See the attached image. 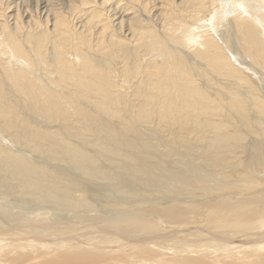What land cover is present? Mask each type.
Segmentation results:
<instances>
[{
  "label": "bare ground",
  "instance_id": "obj_1",
  "mask_svg": "<svg viewBox=\"0 0 264 264\" xmlns=\"http://www.w3.org/2000/svg\"><path fill=\"white\" fill-rule=\"evenodd\" d=\"M230 1L236 3L238 6H242V0H230ZM219 5H221L220 0H0V42H2V44L6 46L5 51H0V129L2 128L3 130H5V128L8 127L10 130H12L15 127L17 128L22 127L26 132L25 134L24 133L19 135H16V133L15 134L12 133V134L16 135V137L17 136L23 137L25 139V142L21 144L22 146L24 145L23 147H27L31 151L39 154L41 153L40 143L44 145H46V143L47 145H49L50 143L57 144L60 146V149L58 151L61 152L62 150L64 155L66 154L67 156L69 155L68 157L72 158L73 161L77 162V164L79 163L89 164L91 158L90 159L87 158V156H85V154L82 151H80V149H77V147L72 146L67 141L69 139L65 135H63L62 133H55L53 127L44 128L43 124L42 127H39V125L37 124L38 120L36 119H40V121H42V118L44 116H47L53 118L50 124H53V122H55L57 127L61 124L66 125L71 129L72 127H76L77 129L82 127V129L85 128L86 130H88V132L95 134V138L99 136L100 139L102 138L113 144L115 142L119 146L120 144H122L127 146L129 149L134 148L133 144L123 141L122 137H120V141L119 140L117 141V137H116L117 134L114 130L115 128H112V130L108 128L111 132L106 131L101 124H98L97 120H87L84 121L82 125L80 121L77 122V124L72 123L73 122L72 115L68 114L66 111L60 108L58 102L55 99H53L51 93L46 92L44 90L43 84L36 79H32V77H30L27 73H25V71L27 72L28 69H31L28 66L30 64V55L28 52V47L30 45H32L36 49L35 55L38 62L43 63L50 59H56L54 63L50 60L48 64L44 66L45 71H41L42 75L45 78L48 77L53 78L55 75H57V78L60 80L61 75H66L69 77L74 87H78L81 90L82 88H84L87 92H94L99 94V101H102L105 97H107L111 102L115 101V98L112 96L113 95L112 90L110 88L111 86L114 87L115 83H114V79L110 76V74L108 72H102L100 66H98L95 63L96 57H102L106 59L111 55H120L121 57H126V58L129 55L138 56V59L141 62L140 67L137 61L134 59L132 60L131 63L126 64V73L133 72L132 78H134V81H136V84H134L133 86V93L136 96L141 95L142 98L148 102V105L150 106L149 110L151 113L156 115L161 120H165L168 117H173V120L169 122L168 125H174V119H176V121L180 123H185L187 121H192V122L196 121L197 125H202L203 123L210 122L211 124L209 125H211L213 128H219V129L222 128V124L219 123L220 115L224 117L225 116L224 113H226L228 116L230 106L234 108H237L239 106L240 108L242 105L240 103L241 96L234 95L233 96L234 99L232 101L227 99L223 103V106H221V102L216 97H213L210 94V92H208L204 87L198 85V80L194 76V73L192 72L190 65L185 61L176 58L174 56V51L172 56L171 53L164 48L165 41H173L175 43L182 44V40L181 38H179V35H181V33L184 31L187 32L200 19L203 22V19H206L209 16V14H211V10L215 6H218V8H222V6ZM214 18L215 16L213 17V20L211 17V19L210 20L207 19V21L214 22L215 21ZM230 21H231V25L229 26H231V30L236 35H241L240 37L245 43V47L248 48V52H250L251 54V57L253 59L252 61H254L256 65L264 67V38L260 35L261 30H263L264 28L262 22L264 21V13H252V12L243 13V11L239 10L237 14L232 16V19ZM208 29L206 30L208 31ZM196 36L197 37L199 36L198 37L199 41L195 43V45L191 50V53L193 52L196 58H198L200 61H203L206 66H209L211 68H219V71L217 73H220L222 77L224 76V79L226 76H228L229 78L233 79L236 82L239 81L246 83L247 79L245 74L243 75L242 72L238 69V67H236V65L233 64L232 61L233 59L231 60L227 51L222 50L216 43L213 42L209 34L202 33V34H197ZM10 50L12 52L9 55ZM69 53H71L73 56L80 57V62L77 63L76 65H74L71 62H68L66 59L69 58L68 55ZM145 55H148V58H145L144 57ZM11 62H17L18 65H16L17 67L14 68L15 70L11 66L10 64ZM122 63L124 62H121V64ZM244 72L245 70L243 71V73ZM215 77L217 78V76ZM214 82H220V79ZM233 84L235 85L236 83ZM208 89L209 91L211 90V88ZM18 94L22 95L23 100L16 102L15 100L17 99ZM252 96L255 99L256 104L262 105L258 103V100L260 99L264 101V96L259 94L257 95L256 93H254V95ZM89 101H91V99ZM67 102L70 104L72 108L73 107L77 108L78 106L77 102L74 100L73 97H71V95L68 96ZM28 103H30L33 107V109H31L32 110L31 113L32 112L37 113V115L35 116L36 119L34 120L27 119L25 115L26 113L28 114L26 109ZM227 105H229V107ZM208 108L210 109L207 110ZM24 109H26V113ZM211 111H214L215 113ZM138 115L140 117H145L147 115V109L145 105L139 107ZM176 131L178 132V130ZM17 132H19V130ZM75 132L74 133L76 135H72V136L79 137L77 136L78 135L77 131ZM261 132H264V129L261 130ZM118 133H120V131H118ZM60 135H63L65 138L61 137ZM82 137H85V135ZM223 138L224 135H218L216 142L217 147L219 146V143L221 144V141L223 142ZM188 139H189V135H188ZM84 141L86 142L85 139ZM1 145H4V143L1 142ZM105 146L106 145L104 144L102 148L103 147L105 148ZM1 147H0V160L2 161L4 160L6 166L9 169L11 168V170L17 171L18 175L19 173L20 175L24 173L25 175L27 174L35 175L37 179L27 176H25L27 177L25 179V177L23 176L24 177V179L22 178L23 181L24 180L27 181V182L24 181L26 187L24 185L23 186L25 187V190L26 189L30 190L29 194L32 197L36 196L35 192L40 194L44 188L41 187L38 192L34 190L38 186H34V185H39V187L41 186L40 181L44 179L43 178L44 173H47L48 169L45 171V169L43 168L44 166L41 167V165L40 166L36 165V163L33 164L32 161H30V159L27 160L23 158L19 153L16 152L12 153L13 150L11 151L8 146H7L8 148H6V146H1ZM174 147H176L177 150H179L180 148V147L177 148L178 146H174ZM222 147H223L222 151H226V150L234 151L235 149L239 148V147H235V145H233L232 147H225V146ZM108 149L109 148H107V150ZM104 150L102 151L104 152ZM106 152L113 154L116 153L115 151H111V150H108ZM115 155L116 154H114V156L111 157L116 158L117 155L116 157ZM88 156L91 157V155ZM92 156H94V154ZM46 157L49 158L48 156ZM98 157H95V159L96 160L100 159ZM126 157L130 161L134 160L132 154L127 155ZM144 157L145 159L142 160L144 167L146 166L147 170L154 172L155 170L152 169L149 164L150 161L148 160L149 158L146 159L147 157L146 156ZM186 157L188 158V156ZM64 158L61 159L62 161L60 160L61 163L65 161ZM165 158L167 160L168 157ZM171 159L172 158H170V160ZM73 161L71 162L69 160V162H71L72 164ZM162 172L164 174L165 171ZM13 174H15V176L17 177L16 173ZM57 174H59V172ZM165 174L167 173L165 172ZM60 176L63 175L60 174ZM5 177L7 176L5 175ZM46 178H48L49 180V177L45 176V179ZM59 179L60 178L57 177V181H59ZM51 180L52 179H50V181ZM62 182L60 181V184ZM64 182L66 183V181ZM31 190H33L34 193L31 192ZM78 192L82 196V193L80 191ZM258 193L256 192L255 196H253L252 199L247 200L245 198L243 199L239 198L237 201L235 200L236 203L235 205H233V207L236 208L238 211L240 209V211H244V212H237L236 210V212L234 213H238V214H234V215L225 214L227 218L221 217L217 219L215 218V214L217 215L219 212H223V210L225 209L232 208V204L230 205L231 207L227 206L228 203H231V200L227 201L229 198H219L223 202L216 203L215 206H213V204L212 206H210L212 207V210L214 209L215 211V213L214 212L212 213L213 214L212 217H214V221H216L214 222L215 226L209 229V231H211L212 234L208 232V230L203 231L199 228L200 230H198L197 237H195V239L188 238V242L183 240L185 245L176 247L178 245L177 244V245H172V247L169 248V250L170 251L172 250L174 254H182L181 256H175L174 254L171 253L170 254L165 253L169 256L167 255L165 256L163 254L164 256L162 255L163 257H161L162 263L160 264H264V244L261 243L262 241H264V239L260 240V238H256L254 240V243H252V245H246V246L244 245L243 240H240L245 236V235L242 236L240 235L251 228L253 230L256 229L258 232L259 231L258 227H260L261 224L262 225L261 228L264 229V221H261V219H259L258 217L256 218V216H258L259 214L258 211L260 209L259 210L257 209L258 210L257 211L258 214H257L255 207L262 201L261 198L256 197ZM37 197L40 196L38 195ZM41 198H8L6 195L0 194V264H147V262L150 261L149 259L154 258V256L152 255L154 251L151 253L150 249L139 246L136 247V245L133 244V242L135 243L139 242L136 241L139 239H141L140 240L141 242H145V243L147 242L143 241L144 239L142 237H138L136 239L130 238L131 233H133L132 229L121 232L120 234H122V236H120L119 239L118 238L116 239V235H113V237H111L112 235H109L110 231L109 229H107L108 227L101 228L98 231L89 230L84 234H82L81 232L79 233L80 230H78V228L74 229L73 227L72 229L71 227V229L67 230L68 232L66 230H65L66 232L64 231L66 233L64 235L63 234L64 232L56 233L46 228L38 229L39 226L43 224H47L51 220L43 219L41 217V219L37 218L38 220L36 221L32 217L33 219L28 218V220L23 221L24 216L27 217L28 213L26 216L25 215L26 213H23L22 211L28 210L30 206H28L27 209L22 208L23 210L18 211L19 213H15L17 211L15 212L13 211V209H15L14 205H13V209L11 207L10 208L8 206L3 207L1 205L8 203L11 204V202L17 200L19 202L21 199H25L24 201H26L27 203L29 202L31 203V201H33V203L35 202V205L37 206L36 203H40L41 200L38 199ZM116 199L114 201H117ZM48 200H46L47 203L49 205L50 204L53 205L54 203L53 200L49 202ZM125 200H127V198H125ZM180 201L181 200H179V202ZM188 201L189 200H187V202ZM18 202L17 204L19 206ZM64 202L62 204H64ZM121 202L124 201L122 200ZM140 202L137 203L141 204ZM183 202L184 201H182V204ZM206 202L202 203L201 201V202H196L195 204L194 201V204L190 205L191 207H189L188 204H187L188 207H186L185 205V207H183L185 215L183 216H180L178 214H172L173 208H171L172 207L171 206L170 211L165 218L166 223L167 224L177 223L179 225L180 223H183L182 225H186L184 224L185 221L188 222L189 216L193 214L192 211L194 210V208L192 207L194 206H200V208H205V206L208 207L207 205L208 203ZM255 202H258V204L255 205ZM65 203L66 204L64 205H68V202ZM82 203H84V201H82ZM115 203L116 202H114V204ZM135 203L131 202L132 205H134ZM21 204L23 205L24 202H22ZM121 204L123 206V203ZM54 205L56 204L54 203ZM54 205L53 207H55ZM173 205H174V209H176L175 204ZM69 206L71 207V205ZM74 206L72 205V207ZM182 206L178 208H181ZM61 207L59 206V208ZM85 207L86 209H83L82 210L83 212L87 211V206ZM135 207L136 206H134V209ZM16 208H18L19 210V207ZM47 208L49 207H46V209ZM65 208H67L71 213L72 212L76 213V210L74 211V209L77 208L76 206L75 208H70V209L68 208V206L66 207L63 206L61 208V213H63L62 211ZM128 208L129 207H127L126 209ZM178 208L176 210H178ZM247 208H249V210H247ZM41 209L43 210V208H40V211H42ZM123 209L125 210V207ZM195 210L197 209L195 208ZM202 211L203 210H201V212ZM209 211H211V209ZM98 213L100 212L98 211ZM40 214H43V212ZM66 214L67 213H65V215ZM146 215L147 214L144 213V211L142 212L136 210V212L133 213L122 212V213H117V215L107 214V216L105 215L106 217L103 218L105 220L104 221L102 219L101 220L104 223H112L117 221V225L118 223H120V225L122 224V226L123 225L126 226L129 225V223L134 224L135 221H139L140 224ZM57 216L58 215H55V217H53L52 220L53 221L57 220L58 218ZM96 218L98 217L96 216ZM181 218H186V219L181 220ZM221 221L227 223V226L222 228L220 226ZM66 222H64L63 227H66L68 224L71 225L70 223H73L75 221L69 220ZM146 223H148V221H146ZM146 223L143 221L140 230L142 231V234L146 235V237L147 236L150 237V235L153 233L152 232L153 228L152 230L149 229L148 231H143L146 229L145 227L148 226ZM33 224H35L34 226L36 227H34ZM59 224H61V222H59ZM191 224H193V222H191ZM208 224H212V223H209L208 221ZM74 230H76V234L71 235L73 234ZM169 231L170 232H161V234L163 235V237L166 236L170 237L172 239V243L174 241L178 242L179 239H181L182 237L184 238V235L186 236L188 233L187 229L185 231L184 228L183 230L171 229ZM201 232L205 233V235L202 234ZM175 233L177 235L179 233L178 238L174 237ZM58 234H63V236L57 237ZM188 236H190L189 233ZM154 237L156 238L155 235L154 236L152 235V237H150V241L152 240L151 238ZM155 238L152 241H154V243L157 244V242L160 240V238H162V236L156 239ZM244 238H246V236ZM162 242L164 243V241ZM162 242L159 245H161ZM129 243H131V245ZM167 243L170 242L167 241ZM125 244L127 245L129 244V246H127L126 249L124 248L123 250L119 251L118 248L123 247ZM243 246L247 250L243 253L241 252L243 254L241 255V257H237L240 256L238 252H237L238 253L237 256L235 255V253L234 254L230 253V251L232 252L234 248L235 249L240 247L243 248ZM102 249L104 250L108 249V251H103L104 253H101L102 251H98ZM239 250H241V248ZM157 254L158 253H156V255ZM139 259H141V262ZM150 263L151 262H149V264ZM153 263L154 262L152 259L151 264Z\"/></svg>",
  "mask_w": 264,
  "mask_h": 264
},
{
  "label": "rangeland",
  "instance_id": "obj_2",
  "mask_svg": "<svg viewBox=\"0 0 264 264\" xmlns=\"http://www.w3.org/2000/svg\"><path fill=\"white\" fill-rule=\"evenodd\" d=\"M220 1H221V5L219 6H222V8H218V6H215L216 8L215 7L212 8L211 14H209V16L206 19H203V22L200 19L187 32L184 31L181 33V35H179V38H181L182 40V44L175 43L173 41H165L164 44V48L168 50L172 56L174 51V56L176 58L183 60L190 65L192 72L194 73V76L198 80V85L204 87L208 92H210V94L213 97H216L221 102V106H223V103L227 99L232 101L234 99L233 97L234 95L241 96L240 103L242 105L240 108L239 106L237 108L230 106L228 116L226 113H224L225 115L224 117L220 115L219 123L222 124V128L220 129L213 128L211 125H209L211 124L210 122L203 123L202 125H197L196 121L195 122L187 121L185 123H180L176 121V119H174V125H168L169 122L173 120V117H168L165 120H161L156 115L151 113L149 110L150 106L148 105V102L145 101L141 95L136 96L133 93V86L134 84H136V81H134V78H132L133 72L126 73V64L131 63L132 60L134 59L137 61L140 67L141 62L139 61L138 56L129 55L126 58V57H121L120 55H111L106 59L102 57H96L95 63L98 66H100L102 72H108L110 76L114 79V83H115L114 87L113 86L110 87L113 94L112 96L115 98V101L111 102L107 97H105L102 101H99V94L94 92H87L84 88H82L81 90L78 87H74L71 83V80L66 75H61L60 80L57 78V75H55L53 78H49V77L45 78L42 75L41 71H45L44 66L47 65L50 60L54 63L56 59H50L43 63L38 62L35 55L36 49L32 45H30L28 47V52L30 55V64L28 66L31 69H28V71L27 72L25 71V73H27L30 77H32V79H36L43 84L44 90L46 92L51 93L53 99H55L58 102L60 108L66 111L68 114L72 115V120H73L72 123L77 124V122L80 121L82 125L84 121L97 120L98 124H101L106 131L111 132L108 128H110L111 130L112 128H115L114 130L117 134L116 135L117 141L118 140L120 141V137H122L123 141L133 144L134 148L129 149L127 146L122 144H120L119 146L115 142L113 144L102 138L100 139L99 136L95 138V134L88 132V130H86L85 128L82 129V127L78 129L76 127H72L71 129L70 127H67L66 125H62V124L57 127L55 122H53V124H50L53 118L47 116H44L42 118V121H40V119L35 118V116L37 115L36 112L31 113L32 111L31 109H33V107L30 103H28L26 109L29 115L26 113V109H24L27 119L38 120V123L37 121L36 123L39 125V127H42L43 125L44 128L53 127L55 133H62L63 135H65L69 139L67 141L72 146L77 147V149H80V151H82L85 154V156H87V158L89 159L91 158V159L89 161V164L87 163L77 164V162L73 161L72 158L68 157L69 155L68 156L67 154L64 155L62 150L61 152L58 151L60 149V146L53 143L50 144L48 143L49 145H47V143L46 145L40 143L41 153L39 154L35 153L30 149H28L27 147H23L24 145L23 146L21 145L25 142V139L23 137H18V136L16 137V135L26 133L22 127H20L22 131L20 128L17 127L13 128L12 129L13 131L10 130L8 127H6L5 130L1 128L0 140L2 143H4V145H1L0 142L1 146H6V148L9 147L11 151L13 150L12 153L15 152L19 153L23 158L27 160L30 159V161H32L33 164L36 163V165L39 166L41 165V167L44 166L43 168L45 169V171L48 169L47 170L48 176L47 173H44V177H43L44 179L40 181L41 186L39 187V185H34L39 187V188L38 187L35 188L34 189L35 191L39 192L41 187L46 190L43 189L40 194L35 192L36 196L32 197L29 194L30 190L28 189L25 190L26 185L24 184V181L26 180L23 181V179L25 176L36 178L35 175L29 174L30 175L29 176L28 174L25 175V173L20 175L19 173L20 175L19 176L17 174V171L11 170V168L9 169L6 166L4 160L3 161L0 160V167H1L0 174L2 173L0 175V194L6 195L8 198H41L42 197L41 199H38L42 201V203L40 201L41 205L40 203H36L39 209L35 205V202L33 203V201H31V203L30 202L27 203L26 201H24L25 199L20 200L21 203L24 202L23 205L20 203V201L18 202V200L11 202V204L8 203L1 205L3 207L4 206L5 207L8 206L9 208L11 207L12 209L14 205L15 209H13V211L14 212L17 211L15 213H19L18 211L27 209V207L30 206L29 208L30 209L32 208L33 209V210L31 209L32 211L29 208H28L29 211L28 210L22 211L23 213H26L25 214L26 216L28 213L27 217L24 216L23 221L28 220V218L31 219L32 217L36 221L38 219H41V217L43 219L51 220L49 223L39 226L38 229L46 228L56 233H61L64 232L65 230L67 231L71 229V227L72 229L73 227L74 229L78 228V230H80L79 233L81 232L82 234L88 232L89 230L98 231L101 228L108 227L107 229H109L110 231L109 235H112L111 237H113V235H116V239L117 238L119 239V237L122 236V234H120L121 232L132 229L133 233H131L130 238L136 239L138 237H142L144 239L143 241L147 242V243L141 242L140 241L141 239H139L136 240L139 241L136 242L137 244L135 242H133V244L136 245V247L139 246L150 249L151 253L154 251L152 255L154 256L155 259L151 258L149 259L150 261L147 260L152 263V259H153L154 262L153 264L162 263L161 257H163L164 255L166 256L167 254L165 253L174 254L172 250L171 251L169 250V248H171L172 245L178 244L176 246L178 247L181 245H185L184 241L188 242V238L195 239V237H197L198 230L200 229L203 231L208 230V232L212 234V232L209 231V229L215 226L214 222L216 221H214V217H212L213 215L212 213L213 212L215 213V211L214 209L212 210V207L210 206H212V204L213 206H215L216 203L223 202L219 198H229L227 201L231 200V203H228L227 206L231 207L230 205L232 204V208L225 209L223 210V212H219L218 214L220 215L215 214V218L217 219L221 217L227 218L226 216L227 214L229 215L238 214V213H234L236 212L237 209L233 207L236 201L239 198L242 199L245 198L247 200L252 199L253 196H255V193L259 192L256 197L261 198L262 201L260 202L261 204L255 202V205L258 204L257 205L258 207L257 206L255 207L256 212L260 209L258 211L260 215L257 212L258 216H256V218L258 217L259 219H261V221H264V212H263L264 210V204H263L264 203L263 202L264 201L263 200L264 198V132H261V130L264 129V127H262L264 126V101L259 99L258 103L262 104L263 106L258 105L255 103V99L252 96L254 95V93H256L257 95L259 94L264 96V67L256 65L254 61H252L253 59L251 57V54L250 52H248V48L245 47V43L240 37L241 35H236L231 30V26H229L231 25L230 20L232 19V16L237 14L239 10L243 11V13H247V12L264 13V0H242V6H238L236 3L231 2L230 0H220ZM214 16H215L214 22L207 21V19L210 20L211 17L213 20ZM262 22L264 27V21ZM206 29H208V31ZM202 33L209 34L214 43H216L222 50L227 51L231 60L233 59L232 60L233 64H235L236 67H238V69L242 72L243 75L245 74L247 79L246 83L237 81L239 83L238 84L236 81L229 78L228 76H226L224 79V76L222 77L220 73H217L219 71V68H211L209 66H206L203 61H200L198 58L194 56L193 52L191 53L193 46L195 45V43L199 41L198 39L199 36L197 37L196 35ZM260 35L264 38V28L263 30H261ZM5 50H6V46L3 45L2 42H0V51H5ZM11 52L12 51L10 50L9 55L11 54ZM68 55L69 58L66 59L68 62H71L74 65L80 62V57L73 56L71 53H69ZM144 57L148 58V55H145ZM121 62L124 63L121 64ZM10 64L13 67V69L17 67L16 65H18L17 62H11ZM244 70L245 72L243 73ZM213 76L214 77L217 76V78L215 77L216 78L215 79ZM218 79H220V82H214V81H218ZM233 83L236 84L234 85ZM213 86H216L217 88ZM208 88H211V90L209 91ZM69 95H71V97H73L74 100L77 102L78 105L77 108L76 107L72 108L70 104L67 102V98ZM90 99L91 101H89ZM22 100H23L22 95L18 94L17 99L15 101L19 102ZM142 105H145L147 109V115L145 117H140L138 115V109ZM227 106L229 107V105ZM209 109L210 108H208L207 110ZM211 112L215 113L214 111ZM14 129L17 131L19 130V132L15 131ZM176 130H178L179 134ZM75 131H77L78 134L77 136L79 137L72 136V135H76ZM118 131H120V133H118ZM12 133L14 134L16 133V135ZM63 135L60 136L65 138ZM84 135L85 137H82ZM188 135H189V139H188ZM218 135H224V138H223V142L221 141L222 145L219 143V146L217 147L216 142ZM83 138L86 140V142L84 141ZM104 144L107 146V148H109L108 150L116 152L114 153L117 155V157L115 155L116 158L111 157L114 156L113 153L106 152L108 151L106 146L105 148L103 147L106 150L102 148ZM233 145L239 148L235 149L234 151L226 150L227 153L226 151H222L223 150L222 146L232 147ZM124 146L126 147V149ZM174 146H178L177 148L180 147L179 150H177L176 147ZM102 150H104V152ZM59 152L61 153V155ZM93 154L94 156H92ZM97 154L100 157H98ZM130 154H132L134 157L133 161H130L126 157L127 155ZM88 155H91V157ZM46 156H48L49 158H47ZM65 156H67L68 158ZM144 156L147 157L146 159L149 158L148 159L150 160L149 164L151 168L155 170L154 172L147 170L146 166L144 167L142 161L145 159ZM186 156H188V158ZM95 157H98L100 159L97 158L98 160H96ZM165 157H168L167 160ZM63 158L65 160L63 161L66 164L64 162L61 163L62 161L61 159ZM170 158L172 159L170 160ZM68 159L71 162L73 161V164L69 162ZM3 162L5 165L3 164ZM162 171H165L167 174H165L164 172L165 174L164 175ZM58 172L59 174H57ZM179 172L181 175L179 174ZM13 173H16L17 177ZM60 174L63 176H60ZM5 175L7 177H5ZM54 175L56 178L54 177ZM45 176L49 177V180L48 178L45 179ZM64 176L65 177L68 176V177L65 178ZM155 176H157L158 178ZM27 177H25V179ZM57 177H59L60 179L62 177V179L61 180L59 179V181H57ZM50 179H52L53 181L52 180L50 181ZM60 181L63 184L62 183L60 184ZM64 181H66V183ZM78 191L82 193V196ZM31 192H33V190H31ZM38 195L40 197H37ZM125 198H127V200H125ZM45 199L46 200L50 199L48 200V202L53 200V202L58 206L60 212L58 211L57 206L54 205V203L53 205L55 207H53L52 204L49 205ZM115 199L117 201H114ZM202 199L204 200V202L207 201L206 203H208L207 204L208 207L206 206L205 208H200V206L192 207L194 208V210L191 209L193 210L192 211L193 214L189 216L188 222L185 221L184 224L186 225H182L183 223H180V225L177 223H172V224L170 223L171 225L166 223L165 218L168 215L171 206H172L171 208H173L172 214H178L180 216H183L185 215L183 209L185 205L186 207H188V205L189 207H191L190 205H193L194 201L195 204L196 202H201V201L202 203H204ZM122 200L124 202H121ZM179 200H181L180 201L181 203L179 202ZM187 200L189 201L187 202ZM64 201L68 202V205H64L66 204ZM82 201H84V203H82ZM113 201L116 203L114 204ZM182 201H184L183 204ZM17 202L19 203V206ZM63 202L64 204H62ZM119 202L123 203L125 210L123 209L124 207L122 206V204ZM131 202L132 203L136 202V203L132 205ZM137 202H140L141 204ZM146 202L147 203L149 202L148 203L149 207ZM81 203L83 205L86 204L84 205V208ZM173 204H175L176 209L182 205L183 206L181 208H178V210H176L174 209ZM69 205H71V207ZM72 205L73 206L75 205L77 207L76 209H74V211L76 210V213L73 212L71 213L67 208L63 209L62 211L63 213H61V208L63 206L64 207L68 206L69 209L75 208V206L72 207ZM50 206L52 209L50 208ZM59 206L62 207L59 208ZM85 206H87V211L83 212L82 210L86 209ZM134 206H136L135 209ZM16 207H19V210ZM46 207H49L47 208L49 211L46 209ZM127 207H129L131 211L129 210V208L126 209ZM40 208H43V210L41 209L42 211H40ZM195 208L197 210H195ZM208 209L209 210L211 209V211H209ZM107 210H109L111 213ZM136 210L142 212L144 211V213L147 214L143 218L140 224L139 221H135L134 224L129 223V225L126 226L123 225L124 226L123 227L122 224L120 225V223H118L117 225V221L112 223L102 222V220L103 221L105 220L103 218H105L107 214L117 215V213H122V212L133 213L136 212ZM201 210L203 211L201 212ZM247 210H249V208H247ZM64 211L65 213H67L66 214L67 218ZM98 211L100 213H98ZM42 212L43 214H40ZM237 212H244V211H240L239 209V211L237 210ZM30 213L34 215H31ZM38 215L40 218L38 217ZM55 215H58L57 216L58 218L57 220L53 221L52 219L53 217H55ZM79 216L82 218H80ZM96 216L98 218H96ZM185 219L186 218H181V220H185ZM69 220H74L75 222L70 223L71 225L66 224L67 226L63 227L64 222ZM207 220L209 221V223L212 224H208ZM143 221L145 223L146 221H148V223H146L148 226L145 227L146 229L143 231H148L149 229L152 230L153 228L152 230L153 233L150 235V237H152V235L153 236L155 235L156 238L162 236V238H160L157 244L154 243V241H152L155 237L151 238L152 240L150 241V237L148 236L146 237V235L142 234L140 227L142 226ZM59 222H61V224H59ZM98 222L101 225H99ZM191 222H193V224H191ZM95 224L97 227L95 226ZM115 224L117 225V227ZM34 225L35 224H33V226ZM220 226L222 228L226 227L227 223L221 221ZM182 227L184 228L185 231L187 229L190 236H188L187 233V235L186 236L184 235V238L182 237L181 239H179L178 242L174 241L172 243V239L170 237L168 236L163 237V235L161 234V232H170L169 230L171 229L183 230ZM261 227L262 225L260 224V227H258L259 229L258 232L256 229L253 230L252 228L246 232L243 231L244 233L241 234L240 236L245 235L246 238H244L245 237L244 236L240 240H243L245 246L252 245V243H254V240L256 238H260V240L264 239V229H262ZM65 232L63 233L64 235L66 234ZM156 233L157 234L159 233L160 235L158 234L157 237ZM63 234H58L57 237H62ZM75 234H76V230H74L73 234L71 235H75ZM202 234L205 235V233ZM178 236L179 233L178 235L175 233L174 237L178 238ZM162 241H164V243H167V241H169L170 243L164 244ZM161 242L162 244L159 245ZM261 243L264 244V241H262ZM129 244L131 245V243ZM129 244L128 245L125 244L123 247L118 248L119 251L123 250L124 248L126 249L127 246H129ZM162 245H164L165 247ZM240 248L241 250H239ZM240 248H236V249L234 248L232 252L230 251V253L233 254L235 253L236 256L239 253L240 256L237 257H241V255H243L242 253L245 252L247 249L244 246L243 248L242 247ZM98 251H102L101 253H104L103 251H108V249L105 250L102 249ZM156 253L158 254L156 255ZM174 255L181 256L182 254H174ZM139 260L141 262V259ZM149 262H147V264H149Z\"/></svg>",
  "mask_w": 264,
  "mask_h": 264
}]
</instances>
